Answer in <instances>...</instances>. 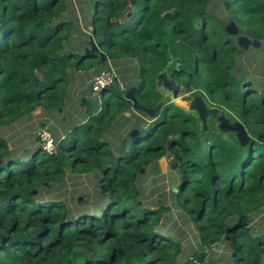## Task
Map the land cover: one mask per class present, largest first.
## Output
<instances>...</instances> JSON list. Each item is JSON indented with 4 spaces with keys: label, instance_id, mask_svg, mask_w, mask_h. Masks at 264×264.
Here are the masks:
<instances>
[{
    "label": "trees",
    "instance_id": "trees-1",
    "mask_svg": "<svg viewBox=\"0 0 264 264\" xmlns=\"http://www.w3.org/2000/svg\"><path fill=\"white\" fill-rule=\"evenodd\" d=\"M87 1L79 4L80 20L63 16L65 0H0V126L37 107L64 108L75 74L100 68V53L119 74L95 93L102 98L96 112L87 101L80 122L52 134V150L36 136L23 153L10 154L0 137V264H207L216 246L232 255L212 264H264V218H257L264 208V88L243 87L241 49L213 12L220 6L261 43L264 0H213L212 7V0ZM80 21L97 51L72 43ZM120 59L136 64L131 76ZM163 73L239 122L246 140L232 131L224 138L212 124L202 130L199 117L158 90ZM131 87L138 105L159 106L156 116L132 111ZM126 112L133 132L113 149L106 136ZM162 157L177 164L182 223L174 230L166 223L170 207L144 204L138 185L140 171ZM68 172L98 174L107 193L90 207L75 206L67 192L32 195L45 183L63 185ZM187 239L198 250L184 261Z\"/></svg>",
    "mask_w": 264,
    "mask_h": 264
},
{
    "label": "rangeland",
    "instance_id": "rangeland-1",
    "mask_svg": "<svg viewBox=\"0 0 264 264\" xmlns=\"http://www.w3.org/2000/svg\"><path fill=\"white\" fill-rule=\"evenodd\" d=\"M88 2L87 0H65L67 10L63 12L65 18L81 17L79 14V4ZM210 7L216 5L215 1L210 2ZM220 17L225 18V21L230 25V19L222 11L220 6L213 11ZM73 23V20L70 21ZM230 22V23H229ZM74 25V23H73ZM236 25V24H235ZM85 23L80 21V24L76 25V31L72 32L71 40L73 44H78L81 48H89L97 50L92 37L88 35L89 29H86ZM238 31H234L230 34V37L235 38L237 44L242 36H245L244 31L237 27ZM246 37V36H245ZM241 55L238 57V65L236 67V73L243 77L244 83H250L251 86L257 88H264V40L258 47H251L244 49L238 44ZM100 68L91 67L87 70H83L78 74H75L74 81L71 82L68 87V97L65 102V106L59 110L45 111L40 107H37L30 114L22 117L21 119L4 124L0 126V137H2L10 148V154H21L27 148L32 146L36 142V136L38 132L43 129H47L50 135H62L71 125H75L80 122L85 110L88 107L85 106L88 101L93 111H97L98 104L102 103L101 95L96 98L95 93L97 90L91 89L92 82L96 75L102 70L108 69L114 71L119 77L117 69L114 67L111 61L107 60L104 53H100ZM120 68H125L129 76L135 72L134 68L136 64L129 62L125 59H120ZM158 90L164 97H168L169 101L184 111L200 117V111L203 112V119H200L202 130L209 129V125L212 124L215 130L226 137V132L232 131L237 135V139L240 142H244L247 138L246 133L243 136H239V131L235 127V123L227 118L226 112L212 106L208 99H203L197 94L188 84H179L176 82L172 74L167 75L165 73L159 75L157 80ZM135 89V87H132ZM264 90V89H263ZM132 93V91H130ZM129 94V91L126 95ZM132 111L136 114H144L149 116V112L142 111L138 105L133 106ZM228 111V110H227ZM231 115L238 119L236 112H230ZM131 112H126L119 120L116 128L119 130H111L106 140L111 143V147L116 149L121 147L123 141L129 136L133 130L129 129L133 122ZM117 131V132H116ZM127 134V135H126ZM126 136V137H125ZM125 137L124 140H122ZM264 138V135L261 136ZM45 146V145H44ZM177 164L170 157H162L157 162L145 170H141L138 178L139 191L143 198V203L147 206L156 207L159 204H165L170 207L169 213L173 212V215L166 220L168 229H177L182 223L178 219L176 211V201L174 200V192L179 185L178 175L176 174ZM67 192V198L71 196L75 199V206L90 207L94 203L99 202L101 194L107 193L105 184L99 181L98 174H92L89 176L76 175L68 172L67 178L63 185L50 186L45 183L38 191H34L32 195H41L42 198L55 197L57 194H64ZM63 198V197H61ZM260 210L257 218H264V208ZM259 220V219H258ZM188 240V239H187ZM198 250V247L192 241L184 243L183 257L184 261L189 258V255L194 254ZM210 258L217 260L224 259L232 255L231 252L225 246H216L211 252L208 253Z\"/></svg>",
    "mask_w": 264,
    "mask_h": 264
},
{
    "label": "water",
    "instance_id": "water-1",
    "mask_svg": "<svg viewBox=\"0 0 264 264\" xmlns=\"http://www.w3.org/2000/svg\"><path fill=\"white\" fill-rule=\"evenodd\" d=\"M227 31H228V33H232L234 31H238L237 30V26L233 22H231L230 25L227 26ZM238 44H240L244 49H247V48H249V46H251V47H258L260 45V42L257 41V40H250L248 37L242 36V37H240ZM91 51H97V50H93L92 49ZM246 84L247 83H244L243 87H245ZM128 91H129V94L126 95V97L133 102V106H134V104L135 105H138L137 102H136V100H135V98H134L135 89L131 87ZM130 91H132V93H130ZM138 106L141 108L142 111H147L152 116H156L158 114V112H159V106H156L155 108L150 109V110H146L145 108L141 107L140 105H138ZM199 118L203 119V112L202 111H200V117ZM235 127L239 131V136L240 137L243 136L244 133H245L243 126L239 122H237V123H235ZM106 189H107V187H106ZM206 263L207 264H212L213 263V259L209 257L207 259V262Z\"/></svg>",
    "mask_w": 264,
    "mask_h": 264
},
{
    "label": "built area",
    "instance_id": "built-area-1",
    "mask_svg": "<svg viewBox=\"0 0 264 264\" xmlns=\"http://www.w3.org/2000/svg\"><path fill=\"white\" fill-rule=\"evenodd\" d=\"M115 78L116 75L112 70H108V69L102 70L96 75V77L92 82L93 89L98 91V89L102 86L112 85L114 83ZM37 136L40 138L41 142L43 143L44 149L48 151L53 149L54 143L47 129H43L41 132L39 131Z\"/></svg>",
    "mask_w": 264,
    "mask_h": 264
},
{
    "label": "clouds",
    "instance_id": "clouds-1",
    "mask_svg": "<svg viewBox=\"0 0 264 264\" xmlns=\"http://www.w3.org/2000/svg\"><path fill=\"white\" fill-rule=\"evenodd\" d=\"M113 72H114V71H113ZM115 75H116V74H115ZM116 78H117V77H116ZM116 78H115V79H116Z\"/></svg>",
    "mask_w": 264,
    "mask_h": 264
}]
</instances>
